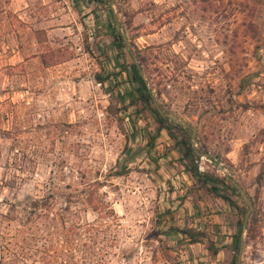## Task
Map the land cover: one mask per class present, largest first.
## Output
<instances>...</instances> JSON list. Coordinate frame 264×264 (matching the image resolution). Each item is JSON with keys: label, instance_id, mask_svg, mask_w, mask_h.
<instances>
[{"label": "rangeland", "instance_id": "374dc122", "mask_svg": "<svg viewBox=\"0 0 264 264\" xmlns=\"http://www.w3.org/2000/svg\"><path fill=\"white\" fill-rule=\"evenodd\" d=\"M39 1L30 3L42 8L40 25L61 28L35 33V15L23 23L0 0V259L28 231L14 202L45 195L52 178L54 208L90 183L109 209L101 264H197V250H187L177 232L184 227L167 225L155 196L156 169L178 150L160 131L151 151L128 158L157 125L115 55L113 19L126 46L144 59L155 103L194 128V149L215 160L204 172L235 181L250 201L240 252L231 246L217 261L206 252V263L230 264L234 256L235 264H264V0ZM50 50L68 56L44 66L38 51ZM207 189L196 191L215 203L204 208L214 214L204 240L225 246L246 205L239 190H225L243 211L223 200L233 211L225 219ZM79 217L91 220L94 212L79 210ZM218 220L233 227L216 228ZM24 263L45 264L39 252Z\"/></svg>", "mask_w": 264, "mask_h": 264}, {"label": "trees", "instance_id": "16d2710c", "mask_svg": "<svg viewBox=\"0 0 264 264\" xmlns=\"http://www.w3.org/2000/svg\"><path fill=\"white\" fill-rule=\"evenodd\" d=\"M91 1L105 3L102 0ZM109 24L111 26V45L115 49L116 57L124 60L122 71L125 73L130 89L134 92L135 98L140 102L142 108L149 112L157 125L153 134L128 158L133 160L138 156L140 150L149 152L154 146L155 138L160 131H164L172 145L178 150V160L183 169L199 184V187H207V190L214 196L228 202L236 213L242 215L243 211L240 207L224 193L225 190L236 192V188L228 183L225 177L218 178L211 173L197 170L194 162L196 155L193 142L190 141V129L173 123L156 110L153 105L152 87L141 72V63L144 59L126 46L113 19ZM65 53L68 52L65 51ZM66 56L68 55L59 50L43 52L41 53L42 64L46 66L45 62H49V65H53L61 62L59 59L66 58ZM158 106L161 108L160 105ZM47 182L49 188L45 195L36 197L25 195L22 200L14 202L13 206H21V210H23L28 231L24 237L25 241L16 240L17 244L18 242L20 244L7 259L2 260L1 258L0 264H19L25 260V257L31 256L33 252L41 253V258L45 264H101L105 257L106 218L110 213L109 209L105 207V202L100 199L90 183H85L75 194L63 197L62 207L54 208L55 193L53 188L55 186L52 178ZM86 208L94 212V217L91 220L79 217V210ZM235 223L236 232L232 245L234 251L238 248L239 236L242 231L241 222L236 219ZM177 232L185 235L187 243L202 241L205 238L204 233L192 231L189 228L179 229ZM111 239H113L112 236ZM38 243L40 246H37ZM205 243L210 254L215 255L217 248L213 243L209 239H206ZM230 264H235L234 256Z\"/></svg>", "mask_w": 264, "mask_h": 264}, {"label": "crops", "instance_id": "0c3cea01", "mask_svg": "<svg viewBox=\"0 0 264 264\" xmlns=\"http://www.w3.org/2000/svg\"><path fill=\"white\" fill-rule=\"evenodd\" d=\"M5 1H6V3H5L6 10L7 11L9 10L11 14H16L17 17L20 18L23 23L26 22L27 18H30L33 15H35V18H34L35 24L32 26L35 33H39L38 29H42V30L44 29V32L46 34H48V33L54 32L56 29L61 28V27H59V25H57L54 22L51 23V25L49 27L41 26L40 24L45 22L43 20L41 21L40 14H39V12H40V10H42V8L39 7L36 9L37 11H33L34 3L33 2L30 3V0H5ZM39 2L40 1L38 0V2H37L38 6H41L44 4L43 2H41V3H39ZM31 7H32V9H31ZM35 42H36V44L40 43L38 40H36ZM39 52L40 51H38V57L41 54ZM34 54L35 53H33V55ZM41 64H42V62H41ZM178 157L179 156L174 157V159L172 161L167 163L168 166L166 165V167H168V168H166L165 164H163V166L165 168L160 167V168L156 169V172L161 173V175L157 179L156 190H155V196L157 198L158 208H162V206H163V208H165V211L167 212V214L169 216V221L167 224L169 227L173 226V225L183 226L184 228H189L192 231H199V232L204 233V235L205 234L207 235L208 231H206V230H208L211 227V226H208V223L213 221V215L214 214H210V213L207 214L209 209L204 210V208H206L205 205H207V207H210L211 204H215V203H212L213 200H211L209 198V196H207V198H203V199L199 198V195H198L199 194V190H198L199 184L197 182H195L193 180V178L189 175V173L183 169L182 165L180 164V162L178 160ZM160 159H161V157H160ZM165 178H167V179H165ZM165 184L166 185L170 184L171 187L173 188V192H171V193L167 192L166 193L165 191H161V189L164 188ZM187 188H188V190H187ZM196 191L198 192V194H196L197 193ZM176 193L178 195H175V196H179V198L174 203V201H172V200L170 201V199ZM217 204H218L216 206L217 210H219V212H220L218 215H220V216L223 215V218L226 219L233 212L231 209H229L228 206L223 204L222 199L219 198V201ZM184 220H187V222H188L187 225L184 224ZM218 222L220 224L217 225L216 228H224V227H227V228L231 227L232 228L233 227L230 222H229V225H227V226L224 225L223 222L220 220H218ZM209 230H211V229H209ZM235 232H236V227H234L233 233H231V235L228 237L229 243H225V246H222V243H220L218 245L213 243V245L217 248V251H216L215 255H211V256L215 257L218 254H222L224 252H229L230 251L229 247H231L233 245V238H234ZM184 240L187 242L186 238H184ZM184 247H186L187 250H191V249L197 250V251H195V253L193 255V260H195V262L197 264H199L200 261L201 262L203 261V264H207L206 263V257L204 256V253H206V252L209 253V251L206 248V243H205L204 238L202 241L186 243L184 245ZM200 248H202V251L200 253H198L199 252L198 249H200ZM214 260L217 261L218 258L215 257Z\"/></svg>", "mask_w": 264, "mask_h": 264}, {"label": "water", "instance_id": "95a60500", "mask_svg": "<svg viewBox=\"0 0 264 264\" xmlns=\"http://www.w3.org/2000/svg\"><path fill=\"white\" fill-rule=\"evenodd\" d=\"M153 105L154 107L156 108V110L162 115V116H165L167 117L168 119H170L173 123L175 124H178V125H181L182 127H187L190 129L191 133H190V141L193 142V138H194V128H192L191 126H189L187 123H182L180 121H178L177 119H175V117L171 114H167L165 112H163L159 107L158 105L155 103V101H153ZM194 153L195 155H204V156H208V157H212L210 154H205V153H201V152H198L196 149H194ZM231 183L232 185L237 189L239 190L242 198H243V201L246 205V210L244 212V215H243V219H242V224H241V229L244 227L245 223H246V220H247V216L250 212V207H251V204H250V201L248 199V197L245 195V193H243V191L241 190L240 186L233 180H231ZM240 247H241V233H240V236H239V244H238V251L240 252ZM236 264H238V258H237V261H236Z\"/></svg>", "mask_w": 264, "mask_h": 264}, {"label": "built area", "instance_id": "2783aa9c", "mask_svg": "<svg viewBox=\"0 0 264 264\" xmlns=\"http://www.w3.org/2000/svg\"><path fill=\"white\" fill-rule=\"evenodd\" d=\"M194 162L196 164L197 170L199 172H204L208 166L214 165L215 160L212 157L196 155L194 157Z\"/></svg>", "mask_w": 264, "mask_h": 264}]
</instances>
